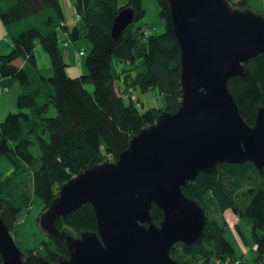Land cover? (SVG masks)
<instances>
[{
    "label": "trees",
    "instance_id": "16d2710c",
    "mask_svg": "<svg viewBox=\"0 0 264 264\" xmlns=\"http://www.w3.org/2000/svg\"><path fill=\"white\" fill-rule=\"evenodd\" d=\"M62 1L0 0V22L12 39L11 51L0 55V87L10 78L21 90L15 99L16 111L0 121V157L12 166L5 178L0 176V216L9 232L30 196L41 201V217L63 184L93 166L116 161L134 135L153 124L162 112L175 113L182 100L180 49L167 0H155L164 21L159 35H144V28L133 27L144 18L142 0H69L79 15L71 25L65 24ZM226 1L235 9H251L249 0ZM125 7L134 10V22L113 39L112 22ZM59 35L66 38L60 41ZM82 40L90 44L84 58L85 72L70 77L60 48L65 42ZM36 45L49 56L51 77L39 75ZM114 58L131 67H114ZM242 66L243 75L228 79L227 88L242 119L252 126L257 110L264 107V55ZM135 89H156L164 106L140 112L139 100L134 96L132 100L130 93ZM50 107L55 110L54 117L46 116ZM31 146L38 148V157L30 152ZM181 190L198 202L207 221L198 243H177L170 248L173 260L178 264H264V170L260 173L251 162L220 163L211 173H198ZM228 210L251 227L252 246L236 227L246 250L241 256L226 238L224 213ZM149 214L158 226L162 211L151 205ZM54 225L75 237L95 232L93 208L83 204L54 220ZM41 245L42 249L21 251L25 264H54L68 256L61 236H47ZM249 252L252 258L248 260L245 256Z\"/></svg>",
    "mask_w": 264,
    "mask_h": 264
},
{
    "label": "water",
    "instance_id": "95a60500",
    "mask_svg": "<svg viewBox=\"0 0 264 264\" xmlns=\"http://www.w3.org/2000/svg\"><path fill=\"white\" fill-rule=\"evenodd\" d=\"M167 3L180 49L181 104L134 135L116 161L93 166L60 187L39 220L47 236L66 241L68 256L54 264H178L170 248L198 243L207 221L181 189L220 163L251 162L264 170V107L248 125L227 88L228 79L243 75L244 63L264 55V18L226 0ZM133 22L134 10L121 9L112 38ZM86 203L94 211L95 232L74 238L55 227L54 220ZM151 205L163 213L158 226ZM0 260L25 264L1 216Z\"/></svg>",
    "mask_w": 264,
    "mask_h": 264
},
{
    "label": "rangeland",
    "instance_id": "374dc122",
    "mask_svg": "<svg viewBox=\"0 0 264 264\" xmlns=\"http://www.w3.org/2000/svg\"><path fill=\"white\" fill-rule=\"evenodd\" d=\"M238 1V0H233ZM63 9L65 13V18L67 22H70V25L73 22V14L67 6L66 1H62ZM249 5L251 6V11L255 14L261 15L264 18V0H249ZM142 9L145 12L144 18L136 23H133V27H142L144 28L148 34L150 35H159L164 31V21L159 17V6L155 0H142L141 3ZM65 39L64 35H59V40L62 41ZM79 48L84 51V56L81 58V66L75 67L73 60V48ZM12 49V39L11 35L8 34L7 29L0 22V55L8 54ZM61 52L63 54V58L67 63L66 73L70 77H76L78 73L84 70L83 63L85 55L90 49V44L85 41H78L76 43L68 42V46L64 47L61 45ZM34 56L36 60V66L39 72V75L48 78L52 75L51 64L49 56L43 50L40 45H36L34 48ZM114 67L117 68H130L131 66L126 65L124 63H118L117 60L113 59ZM85 71V70H84ZM83 71V72H84ZM88 91H92V86H86ZM9 89V88H8ZM133 94V95H132ZM131 96H134L139 100L141 104L139 107L140 112H145L150 108H162L164 106V99L159 94L156 89L148 90L146 92H141L138 89H135ZM15 99L16 95L11 93V90L6 93L0 95V120L2 117L8 112H14L15 109ZM126 102V101H125ZM55 110L50 107L46 116L54 117ZM30 152L34 157H38L40 152L36 146L30 147ZM12 170V166L10 163L4 158L0 157V176L5 178ZM30 206V207H29ZM22 207V205H21ZM29 207V208H28ZM42 209V204L39 198L35 196H30L28 200V205L26 208L22 207L19 211L17 218L24 219V223L15 224L14 228L11 230L10 235L14 240L17 247L23 252L25 250L40 248L42 249L41 243L43 241H47V236L40 229L38 218L40 217ZM225 221L228 225V229L226 231V238L233 245L237 256H241L246 253L245 248L237 237L236 227L242 230L245 235L248 244L250 246L253 245L251 238V227L248 225H244L237 220L235 215L230 211L224 213ZM237 222V226L234 224ZM76 236V235H75ZM75 236H73L75 238ZM234 236V237H233ZM235 238V239H234ZM246 259L252 258V253L249 252L246 256ZM212 264H227L221 263L219 261H214Z\"/></svg>",
    "mask_w": 264,
    "mask_h": 264
},
{
    "label": "crops",
    "instance_id": "0c3cea01",
    "mask_svg": "<svg viewBox=\"0 0 264 264\" xmlns=\"http://www.w3.org/2000/svg\"><path fill=\"white\" fill-rule=\"evenodd\" d=\"M66 1V4H67V6H69V8H70V10H71V7H72V5H71V3H70V1L69 0H65ZM72 11V10H71ZM73 23V22H72ZM65 24H69L70 25V22H67L66 21V23ZM64 37L66 38V36L64 35ZM81 49H79V48H76V47H74L73 48V60H74V66L75 67H80L82 64H81V58L83 57V56H79L78 55V51H80ZM65 61V60H64ZM83 67H84V63H83ZM84 71V70H83ZM80 72V73H78L77 74V76H79V75H81V74H83L84 72ZM52 76V75H51ZM50 76V77H51ZM75 77V76H74ZM2 86H5V87H7V88H9V91L11 90V93H13V94H15L16 95V97L20 94V92H21V90H20V87H19V85H18V83L17 82H15L13 79H10V78H8V79H4L3 81H2ZM7 114V113H6ZM5 114V115H6ZM5 115L2 117V119L5 117ZM1 119V120H2ZM0 120V121H1ZM229 211V210H228ZM227 212V211H226ZM230 212V211H229ZM236 226L238 225L237 224V222H235L234 223ZM237 227H239V226H237ZM242 231V230H241ZM245 236V235H244ZM234 237V236H233ZM235 239V238H234Z\"/></svg>",
    "mask_w": 264,
    "mask_h": 264
},
{
    "label": "built area",
    "instance_id": "2783aa9c",
    "mask_svg": "<svg viewBox=\"0 0 264 264\" xmlns=\"http://www.w3.org/2000/svg\"><path fill=\"white\" fill-rule=\"evenodd\" d=\"M71 10H72L71 12L73 14V23H75V22H77L79 20V15L77 14V12L75 11V9L73 7H71ZM144 35H148V32L147 31H144ZM63 46L64 47L68 46V42L63 43ZM78 55L79 56H84V51L83 50L78 51ZM8 90L9 89L7 87H0V95L3 94V93L8 92ZM130 93H133V92H130ZM132 100H135V98L133 96H132ZM22 223H24V219H21V220L18 219L16 221V224L17 225L22 224ZM237 263L238 262H236V264Z\"/></svg>",
    "mask_w": 264,
    "mask_h": 264
}]
</instances>
